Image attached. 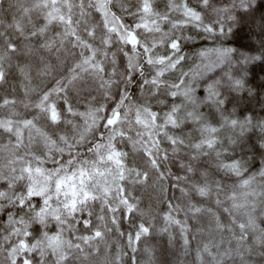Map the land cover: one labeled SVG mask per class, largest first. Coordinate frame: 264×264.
<instances>
[{"label": "trees", "instance_id": "obj_1", "mask_svg": "<svg viewBox=\"0 0 264 264\" xmlns=\"http://www.w3.org/2000/svg\"><path fill=\"white\" fill-rule=\"evenodd\" d=\"M105 2L0 0V264H264V0Z\"/></svg>", "mask_w": 264, "mask_h": 264}, {"label": "rangeland", "instance_id": "obj_2", "mask_svg": "<svg viewBox=\"0 0 264 264\" xmlns=\"http://www.w3.org/2000/svg\"><path fill=\"white\" fill-rule=\"evenodd\" d=\"M96 1V3H97V5H99L98 7H101L99 10L101 11L100 13H101V16H102V18H104V20H106V22H107V24L109 25V28L111 29V30H116V24H115V21L112 19V17H111V15L108 13V11L106 10V7H105V4H106V2H105V0H95ZM174 7H176V9H178L179 11H178V13H180V11H181V14H182V16L183 17H187V18H197V16H195V14H193V12H191L190 10H185V8L184 7H182V5L180 4V3H178L176 6H174ZM145 26H147V24L145 25ZM126 39H127V41L128 42H130L129 41V39H130V34H129V36L127 35L126 36ZM118 114V118H119V113H117ZM112 117H113V115H112ZM111 117V118H112ZM118 118H117V120H118ZM117 120L115 121V123L114 124H116L117 123ZM114 124H112V125H114ZM111 125V126H112Z\"/></svg>", "mask_w": 264, "mask_h": 264}, {"label": "water", "instance_id": "obj_3", "mask_svg": "<svg viewBox=\"0 0 264 264\" xmlns=\"http://www.w3.org/2000/svg\"><path fill=\"white\" fill-rule=\"evenodd\" d=\"M129 41H130V42H133V43H136V38H135L132 34H130V39H129ZM117 118H118V114L115 113V114L113 115V117L108 121V122H109V125L114 124L115 121L117 120Z\"/></svg>", "mask_w": 264, "mask_h": 264}]
</instances>
